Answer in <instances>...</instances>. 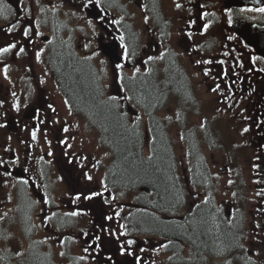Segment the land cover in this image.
<instances>
[{
	"label": "rangeland",
	"instance_id": "rangeland-1",
	"mask_svg": "<svg viewBox=\"0 0 264 264\" xmlns=\"http://www.w3.org/2000/svg\"><path fill=\"white\" fill-rule=\"evenodd\" d=\"M222 1H157L158 6L164 13L159 12L160 22H167L169 37L164 38V41L167 42V47L179 54L180 62L189 77L191 75L195 76L191 60L180 49L177 42L182 34L189 32L187 30L188 24L194 27L193 33H195V35H191L190 37L194 39L197 36L195 28L199 21L196 22L194 14L197 12V7L200 3H207L211 7L209 11L211 17L208 18V23L211 26L217 19L216 28L227 31V37H231V40H236L235 47L245 46L238 38L233 37L229 33L231 32V24L228 22L230 14L228 11L223 10ZM91 3H97L111 11V13L109 11V13H106L111 17V23L117 30L121 29L123 32V28L129 27L134 34L133 36L128 34L129 38H127L126 33L124 36H121L118 30L117 36L120 39V44H122V58L119 61H110L101 53L98 47L97 37L102 31L96 24L95 19L89 17L86 12ZM148 4L147 0H41L39 6L35 4V12H43L42 6H47L44 11L64 16L62 19L65 20L66 28L64 34L61 35V40L68 45L74 46L76 54L87 59L79 63L83 64L87 70H93V72L90 70L89 74H96L102 90V96L106 97L108 95L110 97L115 94L120 95L121 90L118 85L119 82H125L126 74L130 75L144 68L146 64L144 61H147L148 57H153L152 60L158 59L160 57L159 52L166 47L161 45L158 51H154L152 49L153 45L148 46L151 38L148 40L147 34L151 31V26L149 25L147 13L152 10V7H148ZM177 4L180 5L179 8L176 6ZM191 12L193 13L194 23L189 21ZM243 13L251 17L256 15L250 11ZM182 29L186 31L183 30L184 32L182 33ZM39 32L41 34H49V31L43 27ZM154 34L157 40L156 32ZM164 34L165 30H158L160 38H163ZM50 38L54 39V36ZM223 38H225V35ZM133 39H135V44H132ZM38 42L41 44L40 52L45 51L47 44L41 42L40 38H38ZM127 43L133 46H127ZM135 45L136 48L134 49ZM139 45L141 48L140 57L137 59L133 58V60L130 59L129 56L139 49ZM148 50L150 52L146 53ZM64 52L62 48L57 52V55L60 57ZM34 59L37 60L34 65L35 72L43 76L41 81H30L29 79L27 83L18 81L10 84L7 83V79H2L4 84L3 91L6 85H8L11 89L10 92L15 94L13 95L14 100H12L10 95V105L12 106L11 109L14 108L13 105H16L14 112H20L17 116L20 117L21 113L28 109L30 104H34L35 100L33 97L35 98L40 93L49 98L53 110L50 113V127H47L46 130L43 129L45 122H42L40 129L27 125L19 130L18 133L8 131L7 124L5 123V128H3V131H0V158L9 160V154L12 152L14 154L12 161L15 164H12V168L7 174L0 168V264H6L5 257L10 259L11 263L8 262V264H20V262L29 264L28 258L31 255L34 256L33 253L40 252L48 255L49 260L53 264H125L128 260V255L131 256V260H134L136 257L135 252H124L123 254L120 251L121 247H124L126 244L122 239V234H119V231H124L125 229L123 217L116 220V217H119L116 216L113 220V216H110L109 212H107L110 210V212H116L120 204L126 203L125 199L127 197L125 196L117 195L113 192V198L115 199L112 200L110 197L109 201L108 198L107 203L109 204H107L105 209L107 213H105L103 220L99 219L101 216L99 211L95 213L96 216L99 214V218L93 214L90 216V210H81V212L85 211L86 215L78 212L77 219L74 220V226H70V228L65 227L62 229L60 228L62 226L61 222L57 221L53 223V220L50 222L48 219L49 208H46V205L49 200H51V208L56 206L57 208H61L63 212H69L68 214L75 211L73 205L71 206L69 201L66 200V194L68 193L66 187L69 179L71 187L76 186L77 190L81 189L82 193L86 192L84 186L86 183L98 184L100 192L103 193L109 185V179L106 177V174L108 175L113 172L112 170L116 169V167L114 166L110 151L101 142V133L96 117H93V119L90 116H85L79 109L70 105L56 81L58 75L62 76L57 71L58 68H48L47 63L43 61L42 57L37 59V56H34ZM118 64L121 65L119 69L116 67ZM242 69L244 68L242 67ZM258 73H262V70L251 72V76H248L249 80L254 81L257 79L256 74ZM13 74L12 65H9L2 72V75L6 78H12ZM190 81L192 93L194 92L195 105L192 104L190 97L185 94L188 91L186 88L187 84H185L183 85L184 89H178L177 91L172 89L167 95L168 101L158 111L162 127L168 129L169 133L166 134L170 135L169 137L172 140L176 161L178 162V171L181 174L180 183L182 184L174 192L177 206L171 207L172 202L169 204L162 202L163 207L160 212L152 207L150 214L152 216L160 214L163 220H168V217L173 218L172 224L175 229H170V231L176 233L178 232L176 224H182L183 215H187L188 213L195 215L199 212V209H189V206L192 205L193 208L200 206L211 208L212 206L217 211L219 210L217 198H219L222 202L225 201L222 209L230 207L232 210L231 214H227V218L225 219L226 225H224L227 233L231 235L233 232L229 228L230 224L234 223L233 216L238 211L244 214L245 209L242 207H250L254 203L255 191L264 182V171L259 164L255 163L257 157L256 150L253 142L250 140L254 132L249 119L253 114L247 115L242 112L241 116L239 114L236 115L231 112L232 103L225 105V103L233 101L234 89H239V82L235 88H231L229 84L225 85L227 89H225L224 103L220 97H210L211 93L209 92H212L211 83L206 85L204 84L206 82H202V79H191ZM119 105L121 103L118 102ZM133 106L136 108V110L134 109L136 113L134 110L127 112V119L132 123L140 124L144 136V127L147 125L148 134L152 141L151 121L142 108L136 105ZM238 107L241 108V106ZM252 110L250 104V111ZM243 115L246 117V124L241 122ZM203 120L209 121L211 128L214 129L212 135L215 141L209 137L207 138V143L215 142V146L207 147L208 144L206 145L203 142V133L202 129H200V124ZM60 123L62 124V129L58 130ZM65 128L67 131H64ZM245 128L248 131L245 132ZM33 132H35V139H33ZM60 137H63L69 146V150L64 153V156H61V149L57 144L54 145L55 149H52V141L54 139L58 140ZM220 137L222 140L224 139V145L217 144V140L221 141L219 140ZM148 142L149 139L146 137L143 143L144 155L151 153V145L148 146ZM190 143L193 144L195 149ZM192 157L196 160L198 158L200 160L206 159L208 168H210L212 173L215 175L221 173V176H223L221 180L222 178L225 179V194L219 195L220 189L215 190V193H210L201 186L205 165L201 167L202 161H200L195 166ZM14 166L24 169L25 176L24 178L22 177L23 179L17 178L12 174ZM59 166L61 167L59 168ZM85 173L91 176L92 179H85ZM187 174L191 175V182H189ZM103 175L106 177L105 181L102 179ZM77 178L85 179L84 184L82 185L80 181L77 182ZM65 180L67 181L65 182ZM235 186H238V191L235 190ZM136 194V192L131 191L132 197H135ZM156 200L159 201L158 198ZM81 201L82 196L80 195V198L76 199V202L81 205ZM89 206L92 207L93 204L91 203ZM93 211H95L94 207ZM216 211L209 210L205 212L210 218V223L217 230L214 233L219 237L221 235L219 232L221 227L214 218V216L218 217ZM108 217H111V219H108ZM247 219L249 220L248 212L246 222L244 223L245 227L248 223ZM190 220H188V223ZM195 220L194 218L192 222L194 223ZM113 221L116 222L114 223ZM237 225L235 232L238 230ZM182 226H184V223ZM87 228L96 230L94 239L97 242V246L94 249L88 247L92 240L86 243L83 237L84 234L81 236V231L83 230L85 233ZM193 229L197 233L196 228L193 227ZM201 233L203 236L204 231ZM97 237L100 239H97ZM180 238L184 242L178 244L181 250L179 253L182 254V256H179V261L185 260V262L179 264H230V260L221 254L220 249L215 250L214 256L205 252L207 255L205 257L200 253L199 258L197 252L187 248V245L192 244V242H187V237L183 238L180 236ZM213 240H219L218 242L215 241V243L219 244L218 248L226 246L221 244L220 238H214ZM85 249H88V251H85ZM261 250H259V253ZM231 251L234 253L233 249ZM150 254L153 258L154 255L156 256V259L154 258L149 262L150 264H159V260H166L167 258L164 251L163 253L155 252V254ZM91 256L94 258H91ZM81 257L85 258L81 259ZM259 257L264 259V252H261ZM257 262L258 264H264V260Z\"/></svg>",
	"mask_w": 264,
	"mask_h": 264
},
{
	"label": "flooded vegetation",
	"instance_id": "flooded-vegetation-1",
	"mask_svg": "<svg viewBox=\"0 0 264 264\" xmlns=\"http://www.w3.org/2000/svg\"><path fill=\"white\" fill-rule=\"evenodd\" d=\"M40 1L41 0H35V2H33V0H0V47H6L10 43H14L17 45V47L11 49L7 53H0V131H3V128H5V123L7 124L8 131H11V133H18L19 130H21L23 127H26L27 125L35 129H40V124L42 122H45L43 127L44 130H46L47 127H50V113L53 110V107L50 105L49 98L45 97L41 93L35 98L33 97V99L35 100L34 104H30L28 109L24 110L19 117L17 115L20 112H14L15 108L14 110L11 109L10 95L12 100H14L13 93L10 92L11 89L8 85H6L5 90L3 91L4 84L2 82V79H7V83L10 84L18 81H21V83H27L29 82V79L30 81H41L43 76H41L39 73H36L34 69L35 62H37V60L34 59V56H36L37 52L40 53L39 58L42 57L43 61L47 63L48 68H55L54 66L57 65V59L53 60L50 50L54 49L55 52L58 50L57 46L54 47L55 43H58L60 47H63L61 35L65 32V20L62 19L64 16L44 11L47 6H43V12H35V4L39 6ZM157 1L159 0H155L154 3L157 7H159ZM27 4L29 5L28 7ZM222 7L223 10H230V13L229 11L228 13L231 15V18L237 17L241 13L239 8L227 9L224 7L223 3ZM100 9L101 11L98 18H105V24L112 31L111 35H105L102 40L104 42H109L113 37H118L116 36L117 28L112 25L111 17L108 16L106 11L103 8ZM210 10L211 7L207 3H200V5L197 7V12L194 14L196 16V22L199 21L195 28L197 30V36L194 39L190 37L191 35H195V33H193L194 27H191V25L188 24L187 30H189V32H185V34H182L177 42L180 49H182V51L185 52L189 57L193 66L192 69L195 76L191 75V78L188 76V80L190 81L191 79H202V82H206L204 83L206 85L211 83L212 92H209L211 93L210 97H220L224 101L225 89H227L225 85L229 84L231 88H235L239 81H243L246 84L252 83L248 78V76H251L250 73L262 70V73L256 74L257 79H255L254 82L256 85H263L261 86V90L264 101V58L258 56L255 51L248 46L235 47L236 40L229 39V37H227V31H222L216 28L218 22L216 21L217 19H214L215 22H213L211 26L210 23H208V18L211 17V14L209 13ZM147 15L150 16L152 14L147 13ZM256 19L259 21V23L264 24V13H260V15L257 16ZM189 21L194 23L192 12ZM205 24H209V27L207 29H204L203 27ZM42 27L49 31L48 35L50 37L58 35L60 36L59 39L55 40L54 42L53 39L51 40V38H49V40L47 39L46 41H43L42 36L45 34H41L39 32ZM9 28L12 29L11 32L8 31ZM25 28L29 30L27 37H25L23 34ZM183 30L184 29H182V33L186 31ZM229 33L233 37H236L232 32ZM153 34L154 32L152 30L147 34V36H149L148 40L151 38L148 42V46L153 45L154 47L152 49H154V51H158V44H160V46H167L166 41L161 40L160 42L158 39L156 40V37ZM224 35L225 38H223ZM99 36L97 37V41H99ZM38 38H40L41 42L49 44V49L40 52L41 44L38 42ZM212 38H214L213 41H211ZM217 40H220V44L214 45ZM238 40L242 42L241 39ZM233 43L235 44L233 45ZM51 44H53V47L51 46ZM21 47H23L25 51L20 55H17L16 53L19 52V49ZM149 52L150 51L148 50L146 53ZM253 57H257V59L254 60ZM198 61L199 63H197ZM205 61H208V63H205ZM144 63H146V67L147 61H144ZM9 65H12L14 71L12 78H6L2 75V72L5 71ZM242 67L244 69H242ZM205 72H207V75H205ZM202 82L198 83L201 84ZM213 89H216V91H213ZM191 95L194 98V92ZM259 98L260 94L258 92H255L254 94H248L246 92L238 91L235 88L234 99L232 102L233 107L231 108V112L236 115L239 114L240 116L242 115V112L247 115L253 114L250 119L248 118L252 124L254 132L250 140L251 142H253L256 150L257 157L255 163L259 164L264 171V102L263 107L261 108L258 104ZM243 100H249L250 102H246L245 105H243ZM250 104L251 108L253 109L252 111H250ZM238 106H241V108ZM27 110L33 111L31 119L25 118V113ZM240 116H238V118H240ZM243 117L241 118V122L246 124V117L244 115ZM210 125L211 123L209 121L207 124V122L203 120L200 124V128H204ZM10 127H14L15 130H11ZM59 129H62L61 123L59 124L58 130ZM219 140H221L222 142L217 140V144L224 145V139L222 140L220 137ZM204 143L206 145L208 144L207 141H204ZM55 144H57L61 149V156H64V153L67 151L68 142L64 140L63 137H60L58 140L54 139L52 141V149H55ZM13 159L14 154L12 152L9 154V160L0 158V168L5 174L10 171V169L12 168V164L15 165L12 161ZM16 167L17 166H14V168ZM60 167L61 166H59V168ZM20 169L22 170L23 176H25L24 169ZM170 175L171 184L174 187L172 188L175 192L176 188H178V177L180 176V174L178 173V169L175 166L173 167ZM221 177H223L221 176V173L217 175L212 173L207 164L205 165L203 183L201 184V186H203L205 190L210 193H215V190L220 189L221 191L219 192V195L225 194V179L222 178V181ZM69 180L67 185L71 187ZM79 181L80 178H77V182ZM92 186L94 190H97V186ZM71 188L74 191L77 190L76 186ZM79 191H81V189H79ZM145 192L149 194L151 193V190L147 188L145 189ZM254 196V203H252L250 207H242L243 209H245V211L243 212L244 214H242V212L240 211L236 212L235 216H233L235 224H230L229 229L232 230L233 234H228L229 238L227 240L226 246L230 244L234 245V253L237 255L235 264H258L257 261L262 262L264 260L262 257H259L260 253L264 252V182L260 185L259 188L256 189ZM89 201H91L92 204L104 205V201L101 197H93L92 200L90 199ZM217 202L219 210L216 211L212 208V206L211 208L204 206V211H216L218 213V217L214 216V218L217 220L219 226L221 227L220 230L223 229L222 231H224L226 230V227L224 226L226 225L225 219L227 218V214L232 213V210L230 207L222 209L223 203L225 201L222 202L221 199L217 198ZM156 206L157 208H162L163 203L159 201ZM176 206V199L173 197L171 207ZM86 207L88 206L86 205ZM91 208L93 209V206ZM247 212L249 220L247 219L248 223L245 227L244 223L246 222ZM236 225L238 230H236L235 232ZM173 228L175 229V227ZM160 232L163 231L160 230ZM89 237H87L86 240H89ZM155 238L156 236L153 234H144L141 237H138L137 235H132V237H129L128 235L127 241L129 239H132V241L135 239L137 240V242L134 244V248L129 244H127L125 248L130 253L131 251L136 253V257L134 258V260L138 255H140L139 264H150L149 262L153 259V256L150 254V252L153 253L155 251V247L157 246L163 247L164 253L171 252L173 254V250L165 251V244L167 243L166 237L160 238L159 241H156ZM226 246H220V250L224 251L226 249H230V252H232L231 248H228ZM173 248L175 249V247ZM260 249L262 250L259 253ZM130 257L131 256L128 255V259L131 262L134 261L131 260Z\"/></svg>",
	"mask_w": 264,
	"mask_h": 264
},
{
	"label": "trees",
	"instance_id": "trees-1",
	"mask_svg": "<svg viewBox=\"0 0 264 264\" xmlns=\"http://www.w3.org/2000/svg\"><path fill=\"white\" fill-rule=\"evenodd\" d=\"M129 34L134 35L132 31ZM132 43L135 44V39H133ZM65 47H58L56 52L54 50L51 53L53 60L57 59L55 67L58 68L57 71L62 75H58V80L56 79V81L71 106L79 109L85 116L96 117L100 128L101 142L110 151L116 167V169L112 170L113 172L108 174L113 180L111 182L113 187H116L115 190H119L121 193L126 188L134 189L138 185L145 184L154 191L159 201L171 203L174 197V187L171 184L170 175L173 165L170 164L169 157L172 156L174 159L176 157L170 135L166 134L169 133L168 129L162 127L158 114V111L168 101L167 95L171 92L169 86L164 85L165 74L158 80L154 79L156 77L154 71L146 74L136 72L131 76L125 77L124 86L130 94V101L133 105L142 108L151 121L152 129L150 128V130L153 135L150 147L151 153L144 155V135L140 124L130 123L126 115L120 111L121 108L119 109L117 103L110 105L103 98L96 74L93 75L91 73L90 75L91 69L87 70L83 64L79 63L87 59L76 54L72 46L67 45ZM62 48L65 52L59 57L57 52ZM89 65L91 66L90 63ZM91 71L93 72V70ZM172 78L175 80L176 75ZM178 81L181 82L180 80ZM179 82H172L175 89H183L182 83ZM261 86L260 84V90ZM242 87L252 90L250 83L242 82ZM260 92L262 93V90ZM194 218L196 220L193 223L192 220ZM189 219L191 220L187 223V226L191 230L195 227L197 233L193 229L194 233L188 236L185 226L179 224L178 230H180V235L183 238L187 237L189 241H193L201 249L207 246L218 248L219 244L215 243V241L218 242L219 240L214 241V238H220L221 244L226 245L229 238L228 233L226 230H219L221 235L218 237L214 233L217 230L210 223V218L205 211L201 210L195 215H191ZM189 219H186L184 223ZM142 221L144 223L150 222L149 219H143ZM149 225L159 228L163 233L169 232L173 227L168 224H162L160 221L150 222ZM68 226L67 224H62L60 228L63 229ZM203 231L204 235L202 236L201 232ZM33 254L34 256L31 255L28 258L29 264H53L45 253ZM5 258L6 264H8L10 259L8 257ZM20 264H24V262H20Z\"/></svg>",
	"mask_w": 264,
	"mask_h": 264
},
{
	"label": "water",
	"instance_id": "water-1",
	"mask_svg": "<svg viewBox=\"0 0 264 264\" xmlns=\"http://www.w3.org/2000/svg\"><path fill=\"white\" fill-rule=\"evenodd\" d=\"M225 4L227 7H241L249 5L253 7H261L264 5V0H225ZM89 14L93 17L97 16L98 10L93 8L89 11ZM232 29L250 46H252L258 54L264 56V25L249 23L245 20H238L232 24ZM100 48L108 57L119 59L118 44L116 40H113L110 43H102Z\"/></svg>",
	"mask_w": 264,
	"mask_h": 264
},
{
	"label": "snow or ice",
	"instance_id": "snow-or-ice-1",
	"mask_svg": "<svg viewBox=\"0 0 264 264\" xmlns=\"http://www.w3.org/2000/svg\"><path fill=\"white\" fill-rule=\"evenodd\" d=\"M176 6H177L178 8L180 7L179 4H177ZM228 11H229V13H230V10H228ZM241 11H252V12L264 13V6L256 7V8L241 9ZM228 22H229L230 24L232 23L231 15H229V21H228ZM203 27H204V29H207V28L209 27V24H205ZM8 31L11 32L12 29L9 28ZM28 32H29V30H28L27 28H25L24 31H23V34H24L25 37L28 36ZM229 39H231V37H229ZM15 47H17V45L14 44V43H10V44H8L6 47H0V53H7V52H9L11 49H13V48H15ZM24 51H25L24 48L21 47V48L19 49V52L16 53V54H17V55H20V54L23 53ZM36 56H37V59H39V57H40V53L37 52V53H36ZM148 59H149V60H152L153 57H148ZM253 59L255 60V59H257V57H253ZM197 63H199V61H198ZM205 63H208V61H205ZM116 67L119 69V68H121V65L118 64V65H116ZM205 75H207V72H205ZM213 91H216V89H213ZM13 95H15V94L13 93ZM13 107L15 108L16 105H13ZM50 107H51V106H50ZM64 131H67V129L65 128ZM244 131L246 132V131H248V129L245 128ZM32 135H33V139H35V132H33ZM85 177H86V179H88V180H91V179H92V177H91V176H88L87 173H85ZM98 195H102V193L91 192L90 195L84 196L83 198H84L85 200H90V199H92L93 197L98 196ZM79 198H80V196H79V194H78L77 197H76V199H79ZM78 214H79L78 212H75V211H74V212H71L69 215H71V216H77ZM116 215H119V213H117ZM108 219H111V217H108ZM97 239H100V238L97 237ZM132 243H134L132 240L127 241V244H129V245H131ZM85 251H88V249H85ZM120 251H121V253H124V252H125V248H124V247H121ZM61 254L63 255V253H61ZM84 258H85V257H81V259H84Z\"/></svg>",
	"mask_w": 264,
	"mask_h": 264
}]
</instances>
